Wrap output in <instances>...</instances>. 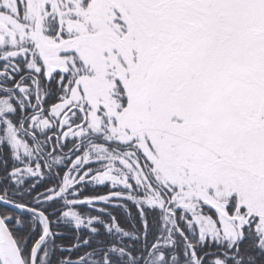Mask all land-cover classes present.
<instances>
[{
  "label": "snow or ice",
  "instance_id": "1",
  "mask_svg": "<svg viewBox=\"0 0 264 264\" xmlns=\"http://www.w3.org/2000/svg\"><path fill=\"white\" fill-rule=\"evenodd\" d=\"M0 264H264V0H0Z\"/></svg>",
  "mask_w": 264,
  "mask_h": 264
}]
</instances>
